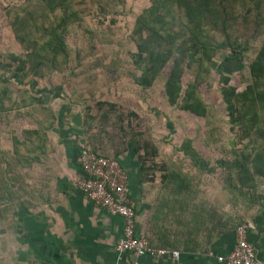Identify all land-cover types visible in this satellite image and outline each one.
Segmentation results:
<instances>
[{
	"label": "rangeland",
	"instance_id": "rangeland-1",
	"mask_svg": "<svg viewBox=\"0 0 264 264\" xmlns=\"http://www.w3.org/2000/svg\"><path fill=\"white\" fill-rule=\"evenodd\" d=\"M228 1H233L235 14L240 12V16L250 6L242 0ZM73 2L82 18L81 24L70 27L65 38L70 62L61 71L38 75L27 64L24 76L18 72L20 81L13 76L17 63L11 62V56L25 59L27 50L17 40L7 12L19 6L25 15L37 4L35 0H0V65L4 64L0 75L8 81L7 100L10 103L32 98L33 103L0 113V154L12 153L13 131L22 137L24 130L39 129L49 122L47 134L54 149L53 142L73 126L72 116L80 113L81 126L71 136L81 138L89 149L110 158L131 154L144 166L145 194L153 190L151 195H158L163 170L173 168L185 174L203 195L215 198L219 212L225 208L231 211L233 197L227 185L228 175L241 159L243 146L248 152L255 151L253 143L239 140L231 100L250 84L249 66L264 36L233 38L242 47L239 55H232L230 49L217 51L209 76L198 85L207 107L206 115L198 116L182 109L180 100L174 105L167 100L165 82L176 55L150 87L139 83L143 71L135 63L133 30L137 17L150 6L151 0ZM230 55L236 58L225 61ZM193 81L194 74L184 70L183 86ZM258 151L264 153L261 141ZM42 156L41 162L21 169L26 184L31 180V168L46 164L51 158ZM255 182L253 190L244 189L247 198L240 202L244 199L258 203L264 199V177L256 176ZM28 188L31 190L30 184Z\"/></svg>",
	"mask_w": 264,
	"mask_h": 264
},
{
	"label": "trees",
	"instance_id": "trees-1",
	"mask_svg": "<svg viewBox=\"0 0 264 264\" xmlns=\"http://www.w3.org/2000/svg\"><path fill=\"white\" fill-rule=\"evenodd\" d=\"M35 1L37 5L25 15L19 6L11 7L7 12L17 40L27 50L25 59L11 56V62L17 63L13 76L20 81L18 72L21 71V77L24 76L27 64L36 75L61 71L70 62L69 46L65 38L70 34V27L81 24V12L73 0ZM230 2L151 0L150 6L137 17L133 30L137 48L135 63L143 71L139 80L141 86L150 87L167 62L176 55L165 82L167 100L170 105L180 100L182 109L205 116L207 107L199 95L198 85L209 76L217 51L230 49L232 55H239L242 47L233 38L264 36V0H242V3L250 5L246 7L247 13L243 16H240V12L235 14L237 8L233 1ZM232 13L236 19H233ZM232 55L225 57V61L236 58ZM2 65L3 62L0 67ZM184 70L194 74V81L185 87L182 84ZM249 74L250 84L243 91L235 93L231 100L235 117L233 122L237 126L239 140L247 139L255 149L252 153L243 146L241 159L231 168L234 174L229 173L227 178V187L233 197L230 201L234 210L233 219L236 221L232 226L234 231L249 221L248 209L256 204L244 200L247 198L244 189L253 190L255 177H264V153L258 151V141L264 143V42L250 63ZM0 81L5 82L0 83V113L33 104L32 98H19L9 103L8 81L1 75ZM50 123L42 124L39 129L24 130L22 137L13 131L12 153H8L9 156L6 153L0 154V211L11 210L12 202L17 197L31 192L21 169L41 162L42 155L52 157L54 149L47 134ZM70 129L77 133L79 127L71 126ZM83 147L88 148L86 144ZM74 152V162L78 165L80 149L75 147ZM78 166L81 173L82 168L80 164ZM139 167L141 182H144V166L140 163ZM163 171L159 183L161 191L151 219L160 218L162 223L170 227V236L157 232L165 246L188 249L192 237L205 230L208 223V207L205 206L209 202L185 174L173 168H165ZM194 196H202L201 203H192ZM241 198H244L241 201L243 203L240 202Z\"/></svg>",
	"mask_w": 264,
	"mask_h": 264
},
{
	"label": "crops",
	"instance_id": "crops-1",
	"mask_svg": "<svg viewBox=\"0 0 264 264\" xmlns=\"http://www.w3.org/2000/svg\"><path fill=\"white\" fill-rule=\"evenodd\" d=\"M72 132L67 128L53 142L55 151L46 164L31 168V180L27 182L31 192L17 197L11 210L0 211V264H129L131 256L115 250L123 235V219L94 205L75 186L80 167L74 162V148L80 149L83 140L71 136ZM117 159L128 174L136 232L154 247L179 252L177 259L144 255L139 264H226L217 257L227 255L235 245L232 208L219 212L215 198L205 195L209 205L205 206L208 223L204 232L192 237L188 249H172L157 233L169 235L168 224L160 218L151 219L158 195H151L153 190L144 193L140 162L131 154ZM200 199L202 196H194L192 203H201ZM248 215V240L264 263V199L248 209Z\"/></svg>",
	"mask_w": 264,
	"mask_h": 264
},
{
	"label": "built area",
	"instance_id": "built-area-1",
	"mask_svg": "<svg viewBox=\"0 0 264 264\" xmlns=\"http://www.w3.org/2000/svg\"><path fill=\"white\" fill-rule=\"evenodd\" d=\"M77 161L82 168V172L75 178L77 189L94 205L104 207L123 219V235L115 245L116 252L129 254V264H139V258L144 255L178 258L177 250L154 247L146 237L136 232V209L130 195L128 174L117 159L102 156L81 146ZM249 227L248 222L237 227L233 249L225 256H218L219 262L264 264L248 240Z\"/></svg>",
	"mask_w": 264,
	"mask_h": 264
},
{
	"label": "water",
	"instance_id": "water-1",
	"mask_svg": "<svg viewBox=\"0 0 264 264\" xmlns=\"http://www.w3.org/2000/svg\"><path fill=\"white\" fill-rule=\"evenodd\" d=\"M71 124L75 127L81 126V114L80 113H76L72 116Z\"/></svg>",
	"mask_w": 264,
	"mask_h": 264
}]
</instances>
